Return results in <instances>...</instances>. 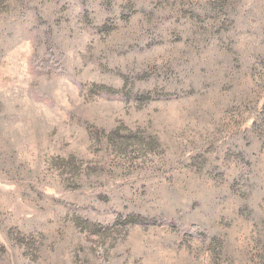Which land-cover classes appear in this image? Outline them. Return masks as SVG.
<instances>
[{
	"label": "rangeland",
	"instance_id": "1",
	"mask_svg": "<svg viewBox=\"0 0 264 264\" xmlns=\"http://www.w3.org/2000/svg\"><path fill=\"white\" fill-rule=\"evenodd\" d=\"M0 264H264V0H0Z\"/></svg>",
	"mask_w": 264,
	"mask_h": 264
},
{
	"label": "trees",
	"instance_id": "2",
	"mask_svg": "<svg viewBox=\"0 0 264 264\" xmlns=\"http://www.w3.org/2000/svg\"><path fill=\"white\" fill-rule=\"evenodd\" d=\"M96 88H99V86H96ZM149 94H142L140 95V97L142 99H147V100H150L151 97L148 96ZM168 221H173L171 219H162L160 217H154L153 219L149 220L148 218L144 217L143 215L141 214H134V213H129L124 219L122 218H117V222H121L123 225L125 224H136V225H139V224H165V222H168ZM193 231H197L198 229V226L197 227H192L191 228ZM198 234V233H197ZM207 237V236H205Z\"/></svg>",
	"mask_w": 264,
	"mask_h": 264
}]
</instances>
